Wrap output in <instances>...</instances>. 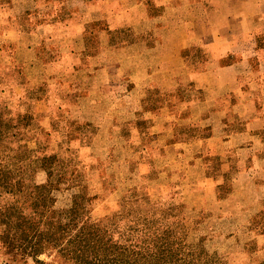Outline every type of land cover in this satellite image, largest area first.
<instances>
[{
	"label": "crops",
	"instance_id": "1",
	"mask_svg": "<svg viewBox=\"0 0 264 264\" xmlns=\"http://www.w3.org/2000/svg\"><path fill=\"white\" fill-rule=\"evenodd\" d=\"M261 35L264 0H4L0 97L18 100L9 107L16 109L28 92L55 85V110L78 111L80 124L99 127L95 140L102 127L144 112L153 161H142L140 174L149 173L150 193L168 189L163 175L180 183L190 207L229 221L259 214L263 232H248L262 247ZM125 82L133 98L126 104L118 99ZM161 157L167 168L154 172Z\"/></svg>",
	"mask_w": 264,
	"mask_h": 264
},
{
	"label": "rangeland",
	"instance_id": "2",
	"mask_svg": "<svg viewBox=\"0 0 264 264\" xmlns=\"http://www.w3.org/2000/svg\"><path fill=\"white\" fill-rule=\"evenodd\" d=\"M2 2L4 0H0ZM3 59L0 56V61ZM130 88L131 84L125 82L123 97H118L123 98L125 104L133 100L128 93ZM40 90L38 94L28 92L23 101L24 106L18 108L19 105L16 109L9 107L18 104V100L0 97V133L4 132L0 134V170L14 169L18 173H28L36 164L37 157L43 163L42 157L48 156L47 165L52 172L62 173L64 182L74 186L55 191V180L48 178L43 167L34 174L38 182L45 184L50 180L48 192L54 200V207L56 204V208L65 209L74 201L75 207L91 221L104 228L111 227L115 221L114 213L125 204L123 198L126 193L135 186H141L143 190L146 185H150L149 173L140 174L147 169L141 162L153 161L148 155L152 151V146H149L152 135L147 126L146 114H139L135 121L131 119L130 113L120 127H102L104 134L95 140L98 126L80 124L78 111L66 113L55 110L58 100L55 85L48 86L45 83L40 86ZM41 98H45L47 107H37ZM114 102L113 96H106L109 107ZM136 126L146 135L140 137ZM163 162L162 157L156 159L154 172L159 170ZM153 193L159 195V191ZM86 194L91 195V200ZM155 199L176 203L183 200L175 187ZM208 211L187 208L185 218L177 216L169 220L177 234L185 235L189 242L198 244L203 255L201 264H264V245L261 247L259 239L250 237L244 222L220 219ZM34 218L38 221L40 216L34 215ZM47 229L43 221L41 230ZM36 259L53 264H72L59 258L52 248L37 258L19 256L14 260L6 254L0 242V264H41Z\"/></svg>",
	"mask_w": 264,
	"mask_h": 264
},
{
	"label": "trees",
	"instance_id": "3",
	"mask_svg": "<svg viewBox=\"0 0 264 264\" xmlns=\"http://www.w3.org/2000/svg\"><path fill=\"white\" fill-rule=\"evenodd\" d=\"M258 45L264 47V35L258 38ZM42 158L43 163H40L42 160L37 157L36 164L28 173L0 170V242L6 254L14 260L19 256L37 258L52 248L59 258L72 264H201L203 255L198 244L189 242L185 235L177 234L170 218H185L187 208H194L209 210V214L224 219L220 212L190 207L184 199L179 203L156 200L163 193L153 195L146 185L143 190L141 186L130 189L123 198L125 204L114 213V224L108 228L101 227L78 210L74 201L65 209L56 208V204L54 207V200L48 192L50 180L45 184L38 182L34 174L43 167L48 178L55 180V191L74 186L64 182L62 173L52 172L47 165L48 156ZM165 168V164L160 165L158 172ZM160 177L168 185L167 191L178 188L183 198L178 181H170L163 175ZM220 191L222 197L229 188ZM86 197L92 198L89 194ZM34 215L40 216L38 221ZM259 219V214H256L249 222L232 221L244 222L247 230L262 233ZM42 220L48 227L46 231L41 230Z\"/></svg>",
	"mask_w": 264,
	"mask_h": 264
}]
</instances>
